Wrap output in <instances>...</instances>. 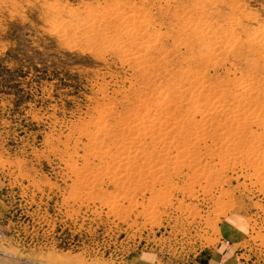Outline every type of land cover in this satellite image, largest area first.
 <instances>
[{"label": "rangeland", "instance_id": "rangeland-1", "mask_svg": "<svg viewBox=\"0 0 264 264\" xmlns=\"http://www.w3.org/2000/svg\"><path fill=\"white\" fill-rule=\"evenodd\" d=\"M263 30L264 0H0V264H264Z\"/></svg>", "mask_w": 264, "mask_h": 264}, {"label": "bare ground", "instance_id": "bare-ground-1", "mask_svg": "<svg viewBox=\"0 0 264 264\" xmlns=\"http://www.w3.org/2000/svg\"><path fill=\"white\" fill-rule=\"evenodd\" d=\"M198 4H199V3H198ZM195 5H196V3H195ZM240 8H241V7H240ZM130 9H131V8H130ZM135 12H136V11H135ZM104 15H106V14H104ZM115 15H116V14H115ZM99 16H100V15H99ZM115 19H116V18H115ZM119 19H120V18H119ZM119 19H118V20H119ZM142 19H143V18H142ZM146 19H147V18H146ZM146 19H145V20H146ZM150 19H151V18H150ZM82 20H83V19H82ZM120 21H121V20H120ZM127 21H129V20H127ZM132 21H133V20H132ZM132 21H131V22H132ZM89 23H90V22H89ZM129 23H130V22H129ZM235 23H236V22H235ZM71 24H72V23H71ZM116 24H117V23H116ZM233 24H234V23H233ZM83 25H84V24H83ZM117 25H118V24H117ZM119 25H120V24H119ZM140 25H141V24H140ZM237 27H238V25H237ZM118 28H119V27H118ZM224 29H225V28H224ZM236 29H237V28H236ZM87 30H88V29H87ZM130 30H131V29H130ZM130 30H129V31H130ZM225 31H226V30H225ZM263 31H264V30H263ZM89 32H90V31H89ZM122 32H123V31H122ZM92 33H94V32H92ZM127 33H128V32H127ZM255 33H256V32H255ZM124 34H125V33H124ZM257 36H258V35H257ZM259 36H260V35H259ZM117 37H118V36H117ZM134 37H136V36H134ZM228 37H230V36H228ZM259 38L261 39V37H259ZM146 39H147V38H146ZM193 39H194V38H193ZM226 39H229V38H226ZM257 39H258V38H257ZM155 40H156V39H155ZM221 40H222V39H221ZM223 41H224V40H223ZM114 42H115V41H114ZM117 42H118V41H117ZM126 42H127V41H126ZM135 42H136V41H135ZM225 42H226V41H224V43H225ZM261 42H262V41H261ZM115 43H116V42H115ZM129 43H130V42H129ZM144 45H145V44H144ZM147 45H148V44H147ZM138 46H139V44H138ZM148 46H149V45H148ZM221 46H222V45H221ZM257 46H258V45H257ZM263 46H264V45H263ZM263 46H262V47H263ZM145 47H146V46H145ZM147 50H148V49H147ZM126 51H127V50H126ZM128 54H130V53H128ZM128 54H127V55H128ZM163 55H164V54H163ZM125 56H126V55H125ZM261 56H262V55H261ZM137 57H138V56H137ZM142 57H143V56H142ZM144 57H145V56H144ZM144 57H143V58H144ZM121 59H123V58H121ZM145 59H146V58H145ZM145 59H144V60H145ZM147 59H148V58H147ZM164 59H165V58H164ZM132 60H135V59H132ZM144 60H142V61H144ZM148 60H149V59H148ZM137 61H138V59H137ZM126 62H127V61H126ZM132 63H133V62H132ZM129 64H130V63H129ZM127 65H128V64H127ZM152 65H153V64H152ZM254 65H255V64H254ZM138 67H139V65H138ZM138 69H139V68H138ZM148 72H149V71H148ZM201 72H202V71H201ZM207 75H208V74H207ZM190 85H191V83H190ZM190 89H191V88H190ZM189 91H190V90H189ZM191 91H192V90H191ZM188 94H189V93H188ZM241 94H243V93H241ZM253 95H254V94H253ZM242 96H243V95H242ZM243 97H244V96H243ZM185 101H186V100H185ZM197 102H198V101H197ZM243 102H244V101H243ZM194 104H195V103H194ZM195 105H196V104H195ZM241 105L243 106V103H242ZM147 106H148V105H147ZM168 110H169V109H168ZM192 111H193V110H192ZM132 112H133V111H132ZM166 112H167V111H166ZM241 112H242V111H241ZM168 114H169V113H168ZM168 114H167V115H168ZM241 114H242V113H241ZM242 115H243V114H242ZM235 117H236V116H235ZM254 118H255V115H254ZM139 119H140V118H139ZM203 119H204V118H203ZM235 119H236V118H235ZM258 119H259V118H258ZM258 119H255V120H258ZM141 120H142V119H141ZM261 120H262V118H261ZM159 121H160V120H159ZM235 121H237V120H235ZM130 122H131V121H130ZM141 122H142V121H141ZM260 122H261V121H260ZM134 123H135V121H134ZM231 123H232V122H231ZM234 123H235V122H234ZM130 124H131V123H130ZM135 124H136V123H135ZM138 124H139V123H137V125H138ZM238 124H239V123H238ZM142 125H143V124H142ZM96 126H97V125H96ZM138 126H140V125H138ZM138 126H137V127H138ZM144 126H145V125H144ZM175 126H176V124H175ZM106 127H107V126H106ZM129 127H131V126H129ZM129 127H128V128H129ZM137 127H136V128H137ZM140 127H141V126H140ZM132 128H133V127H132ZM142 128H143V127H142ZM103 130H104V129H103ZM138 130H139V129H138ZM152 130H153V129H152ZM136 131H137V129H136ZM139 131H140V130H139ZM142 131H143V130H142ZM142 131H140V132L142 133ZM144 131H146V130H144ZM203 131H204V130H203ZM99 132H100V131H99ZM130 132H131V130H130ZM135 133H137V132H135ZM123 134H124V133H123ZM133 135H134V134H133ZM141 135H142V134H141ZM141 135H140V136H141ZM188 135H189V134H188ZM178 136H179V135H178ZM180 136H181V135H180ZM132 137H133V136H132ZM95 138H96V137H95ZM118 138H120V137H118ZM137 138H138V137H137ZM159 138H160V137H159ZM90 139H91V138H90ZM135 139H136V138H135ZM151 139H153V138H151ZM139 140H140V138H139ZM93 141H94V140H93ZM130 141H132V140H130ZM130 141H129V142H130ZM133 141H134V140H133ZM118 142H119V141H118ZM159 143H160V142H159ZM127 144H128V143H127ZM133 147H134V146H133ZM123 149H124V148H123ZM128 149H129V148H128ZM135 149H136V148H135ZM132 150H133V149H132ZM129 151H130V150H129ZM187 151H188V150H187ZM147 154H148V153H147ZM107 155H108V154H107ZM153 155H154V154H153ZM128 156H129V155H128ZM128 156H127V157H128ZM124 157H125V155H124ZM127 157H126V158H127ZM126 158H125V159H126ZM127 159H128V158H127ZM154 159H155V158H154ZM154 159H153V160H154ZM116 161H117V160H116ZM122 161H123V160H122ZM122 161H121V162H122ZM127 161H128V160H127ZM125 162H126V161H125ZM118 163H119V162H118ZM129 163H131V162H129ZM132 163H133V162H132ZM153 165H154V164H153ZM128 166H129V165H128ZM163 167H164V165H163ZM101 168H102V167H101ZM123 169H124V168H123ZM124 170H125V169H124ZM150 170H151V168H150ZM112 171H113V170H112ZM140 171H141V170H140ZM144 171H145V170H144ZM157 171H158V170H157ZM191 171H192V170H191ZM115 172H116V171H115ZM133 172H134V171H133ZM126 173H127V172H126ZM199 173H200V172H199ZM143 174H144V173H143ZM152 174H153V173H152ZM152 174H151V175H152ZM118 175H119V174H118ZM122 175H123V173H122ZM134 175H135V174H134ZM141 175H142V174H141ZM145 175H146V174H145ZM148 175H149V174H148ZM153 175H154V174H153ZM194 175H196V174H194ZM112 177H113V176H112ZM117 177H118V176H117ZM129 177H130V176H129ZM82 179H83V178H82ZM87 180H88V179H87ZM115 180H116V179H115ZM107 181H108V180H107ZM116 181H117V180H116ZM118 181H119V180H118ZM128 181H129V180H128ZM95 185H96V184H95ZM92 186H93V185H92ZM75 195H76V194H75ZM152 211H153V210H152ZM155 212H156V210H155ZM153 213H154V212H153ZM150 215H152V212H151ZM155 215H156V214H155ZM151 217H152V216H151Z\"/></svg>", "mask_w": 264, "mask_h": 264}, {"label": "crops", "instance_id": "crops-1", "mask_svg": "<svg viewBox=\"0 0 264 264\" xmlns=\"http://www.w3.org/2000/svg\"><path fill=\"white\" fill-rule=\"evenodd\" d=\"M5 214H6L5 203L2 200V198H0V221L2 220ZM195 264H199V263H195ZM207 264H216V263L214 262V259H211L208 261Z\"/></svg>", "mask_w": 264, "mask_h": 264}]
</instances>
